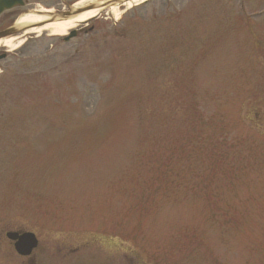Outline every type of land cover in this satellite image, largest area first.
<instances>
[{
    "label": "rangeland",
    "instance_id": "rangeland-1",
    "mask_svg": "<svg viewBox=\"0 0 264 264\" xmlns=\"http://www.w3.org/2000/svg\"><path fill=\"white\" fill-rule=\"evenodd\" d=\"M25 1L0 29L81 0ZM80 29L0 46V260L21 231L29 264H264V0Z\"/></svg>",
    "mask_w": 264,
    "mask_h": 264
},
{
    "label": "bare ground",
    "instance_id": "bare-ground-1",
    "mask_svg": "<svg viewBox=\"0 0 264 264\" xmlns=\"http://www.w3.org/2000/svg\"><path fill=\"white\" fill-rule=\"evenodd\" d=\"M104 1L105 0H83L78 4H76L75 8L84 7L90 3H95L98 6H101L104 3ZM123 1L124 4H118L108 8H98L89 11L87 13H84L82 15H79L77 17L68 19L66 21H56L54 23H48L39 27L31 28L27 30L24 35L31 34L40 37L43 36L44 34H47L49 36L63 37L67 34L68 31L74 29L76 26L85 24L92 19L100 17L101 15L113 16L114 18H118L121 14H124L133 7L141 5L148 0H131L129 2H127L126 0ZM49 13L52 12L42 10L41 12H30L27 14H23L19 18L17 25L20 27H25V26L36 25L39 23H44L49 19ZM15 40L16 39H12V38L0 40V46L10 48Z\"/></svg>",
    "mask_w": 264,
    "mask_h": 264
},
{
    "label": "water",
    "instance_id": "water-1",
    "mask_svg": "<svg viewBox=\"0 0 264 264\" xmlns=\"http://www.w3.org/2000/svg\"><path fill=\"white\" fill-rule=\"evenodd\" d=\"M127 2L131 0H126ZM124 4L123 0H105L101 6H98L95 3H90L84 7H80L78 9L70 8L68 11H63L59 13L49 14V19L44 23H39L32 26L20 27L17 24L5 29L0 32V40L7 39L16 35H20L27 30L39 27L48 23H54L56 21H66L68 19L77 17L89 11L98 9V8H108L114 5ZM25 2L23 0H0V14L6 10H11L17 6H24ZM77 31L72 30L69 33V36L64 38L65 42H69L71 39L77 36ZM7 238L11 241L15 242V250L21 256H30L32 252L38 247V240L33 233H8Z\"/></svg>",
    "mask_w": 264,
    "mask_h": 264
},
{
    "label": "flooded vegetation",
    "instance_id": "flooded-vegetation-1",
    "mask_svg": "<svg viewBox=\"0 0 264 264\" xmlns=\"http://www.w3.org/2000/svg\"><path fill=\"white\" fill-rule=\"evenodd\" d=\"M59 1H61V0H59ZM62 2V1H61ZM27 4V3H26ZM62 5H63V8H69V7H71V5H73V4H63V2L61 3ZM62 8V9H63ZM62 9H60V10H56V11H61ZM10 11H6V12H3L1 15H0V18L3 16V15H5V14H8ZM36 12H40V10H37ZM12 25V23L11 24H9V25H7V26H3V28H1L0 29V32L1 31H4L6 28H8V27H10ZM7 54H5V53H1L0 54V62H3V61H5L6 59H7ZM1 66V65H0ZM14 232H17L18 234H22L23 232H21V231H14ZM7 234V233H6ZM6 239H7V237H6ZM8 240V239H7ZM8 241H10V240H8ZM10 243H11V245H12V247H13V249H14V242H12V241H10ZM10 250V249H9ZM9 250H5V251H3L4 252V259H2V260H0V264H12L11 263V261H12V259H11V254H10V251ZM6 251H8L9 253H6ZM15 251V250H14ZM12 253V252H11ZM16 253V252H15ZM17 254V253H16ZM33 254H34V252H33ZM32 254V255H33ZM3 256V253H2V250L0 251V256ZM18 255V254H17ZM32 255L30 256V257H21V256H19V258L21 259V264H29V263H31V262H29L28 260L29 259H31L32 258ZM1 256V257H2ZM32 264H34V263H32Z\"/></svg>",
    "mask_w": 264,
    "mask_h": 264
},
{
    "label": "trees",
    "instance_id": "trees-1",
    "mask_svg": "<svg viewBox=\"0 0 264 264\" xmlns=\"http://www.w3.org/2000/svg\"><path fill=\"white\" fill-rule=\"evenodd\" d=\"M116 128L117 126L113 129L114 133L116 134ZM111 133L113 134V132L111 131Z\"/></svg>",
    "mask_w": 264,
    "mask_h": 264
}]
</instances>
